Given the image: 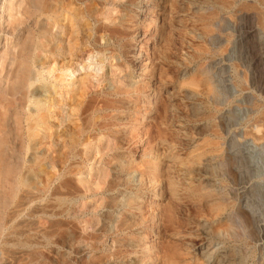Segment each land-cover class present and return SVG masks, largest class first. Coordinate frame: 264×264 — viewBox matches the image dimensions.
<instances>
[{"label":"rangeland","instance_id":"rangeland-1","mask_svg":"<svg viewBox=\"0 0 264 264\" xmlns=\"http://www.w3.org/2000/svg\"><path fill=\"white\" fill-rule=\"evenodd\" d=\"M16 1H9L14 8L22 0ZM125 6L136 26L118 42L105 36L97 44L95 34L88 39L91 31L70 32L65 20L54 27L46 15L39 17L49 41L32 64L31 89L52 84V92L42 94L51 128L42 131V145L19 154L22 174L36 155L44 158L35 190L18 184L8 203L0 201V264H31L35 251L44 252L42 264H51L56 251L72 264L98 256L109 261L117 248L121 253L107 264H141L144 258L143 264H164L159 251L166 247L177 252L178 264L191 258L221 264L223 255L235 252L241 264H264V0H132ZM14 12L0 7L1 26L7 28L2 18ZM35 18L20 26L24 35L33 30L39 36ZM4 32L0 56L16 53L23 41L18 30L8 41ZM121 62L130 66H116ZM127 83L139 88V103L136 96L126 102L140 112L130 114L135 135L126 131L113 157L105 141L99 148L92 144L88 154L85 146L68 149L83 98L121 97L118 87ZM120 160L133 166L119 168ZM65 177L71 179L65 197L72 210L57 219L70 222L72 238L59 247L45 233L58 204L52 189ZM104 179L120 186L99 188ZM135 197L139 205L129 208L127 200ZM107 198L116 207L104 208ZM164 207L172 208L173 223L163 224ZM127 215L133 223L128 235L116 228ZM93 232L98 239L87 238ZM125 236L134 238L138 253L124 246Z\"/></svg>","mask_w":264,"mask_h":264},{"label":"bare ground","instance_id":"bare-ground-1","mask_svg":"<svg viewBox=\"0 0 264 264\" xmlns=\"http://www.w3.org/2000/svg\"><path fill=\"white\" fill-rule=\"evenodd\" d=\"M9 1L10 0H3L2 5H0V7H2V12L4 13L9 9H14L15 12L10 13L7 20H4V18H2L3 24L5 25V23H7V28L1 26L0 24V33L2 31H5L7 37L4 38L5 41H8V35L14 36L15 31L18 30L19 35H23V41L17 44L19 46V50L16 53L8 51L0 56V167H2L0 172V201H2V203L4 204L8 203V195L14 192L15 186H17L18 184L26 186L28 187V189L35 190L36 175L41 171V169H37V167H42L44 158L36 155L33 160L31 159V164H29L27 169L25 168L26 171L23 170L25 171V173L22 174L17 173L19 169H22L24 167L20 163L21 159L19 158H21V155L19 154H22V152H25V150H35L36 145L40 143L42 131H46L51 128L47 124L48 116L43 110V107L46 104V100L42 97V94L43 92H45V90L52 92L50 89L52 84L45 82L31 89L35 81V74L32 71V64L33 62H38L39 57H41L44 48L48 46L49 41L48 37H46L45 31L42 30L45 26V23L43 20L40 21L39 17L46 15L49 19V25L54 27L60 26L65 20L67 21V24L71 26L70 32H73V29H76L77 33L83 32L84 30L86 33L91 31V34H87L88 39L92 38V33L95 34L94 41L97 44H99L100 40L104 39L105 36H107L108 42H110L111 40H114V42H118L122 39L124 41V38L133 33V28L136 26L134 17L130 14L131 10H128V7L125 6L126 3H130L132 0H127L124 4L121 3L123 0H22L18 5L15 6V8L12 2ZM122 13H124V15H122ZM32 16L38 17L35 18L36 20H34L33 23L35 26H38V29L40 30V34L38 37L35 35V32H33V30H29L27 35H24L20 30V26L27 23ZM94 19V22L96 23L92 24L91 21ZM117 20H119L118 24L115 23ZM68 25H65V28ZM44 38H46V40ZM122 47H125V45H122ZM110 49L112 48H105L104 46H100V51H102L103 53ZM35 52L38 53L36 54ZM111 53L113 57L117 55L115 54L116 49H112ZM41 64L44 66L47 63L45 64L44 62H42ZM116 66L120 68H128L130 65H126L125 63L121 62L117 63ZM130 78L131 77L129 76H124L122 79H124V81H127ZM36 79L39 80V77ZM121 83L123 84L125 82ZM125 85V87H118L117 94H120L121 97H89L88 99L84 97L85 100L83 98L84 101L82 100L80 102L82 104L80 107L81 116L79 115L81 123L78 124V129L73 132L74 137L71 138V142L69 141L71 144L68 149H73L75 146L81 145L85 146L84 153L88 154L92 149V144H96L97 148H99L105 141V152L107 154L110 151L113 152L112 155L110 154V156L113 157L115 155L114 150H116V148L122 149L124 147L122 138L125 137L124 134H126V131L130 129V134H133L132 136L135 135L134 130L131 129V123H129L130 114L133 113L132 116H135L140 112H137L136 108H133L135 109L133 112L132 108L128 106V103L133 100H131L130 98L134 96L137 97L136 105L139 103L137 100H139L140 98L135 94L139 91V88H132L128 83ZM52 99L49 100V103L52 102ZM128 100L129 102L126 103ZM31 105H35V108L33 110L30 108ZM27 107L30 110H27ZM107 110L116 111L117 113L114 115H108L106 114ZM102 112H105V114L99 115ZM50 122L52 121L50 120ZM122 124H126V126L121 128ZM40 144L42 145V143ZM115 157H117V155ZM116 163H120L119 168H130L133 166L131 162L126 163L121 160ZM119 184L120 183H116L114 181H109L107 183L106 179L102 181L99 180L97 182L99 188L102 187V189L105 188V190H113L115 188H118L120 186ZM51 185L52 184H49L47 188H50ZM70 187L71 179L69 177H65L58 185H56L52 189V195H55L58 198V204L52 208L53 211L51 212V218L48 219L49 229L45 233V237L49 239L51 244L59 247L61 246V244L65 245L68 239L72 238V234L70 233L72 232V230L69 227L70 222L66 221L65 219V221L57 219L59 216L61 218V216L66 215V213L68 214L72 210V207L67 201L68 199L65 197L70 193ZM137 201V198L127 200V206L129 208H136L137 205H139V202ZM117 204L118 203L109 201L108 198L103 199L102 201V206L104 208H113L114 206L116 207ZM138 208L141 207L139 206ZM171 209H169L168 207H164V209L162 210V212L164 211L162 214V222L164 225L173 223L174 219L171 214ZM109 217L111 216L106 215V220ZM132 226L133 223L127 215L117 222L116 228L121 232L127 231L128 235V233L132 231ZM167 226H170V224ZM105 228V235L106 233L109 235V228ZM97 233H90L87 235V238L98 239L99 236L97 235ZM128 238L129 237L125 236L123 239L126 241ZM113 241L117 242V239H113ZM133 241L134 238L130 239V242L126 241L124 246L131 247L130 253H138L137 248L139 245L137 243H134ZM69 248L72 249L71 247ZM172 249H169L167 247L160 249L159 254L162 253L160 259L163 260L162 262H164V264H178L177 252L173 251ZM119 253L121 252L117 248L116 251L108 257L110 258L109 261H111L112 258H114L115 260V257H118ZM193 254L194 251L185 252V256L187 257L188 255L193 256ZM240 255L241 254H239L238 252L227 253L223 255L222 259L219 260V262L221 264H241L243 260L238 259V256ZM44 258V252L35 251L30 263L42 264ZM104 259H106V257H93L91 260H89V262H86L84 264H107L106 262L109 261H105ZM144 259H142L141 261H145ZM152 259L155 260V258ZM50 260L51 261L49 262L51 264H72L70 261H68V258H63V255H61L60 251H56L54 254V258H51ZM157 260H155L154 263ZM192 261V258L190 260L188 259L186 260V264H197V262L200 260L194 259L193 263ZM139 262L140 261H137L134 264H139ZM142 262L141 264H143Z\"/></svg>","mask_w":264,"mask_h":264}]
</instances>
